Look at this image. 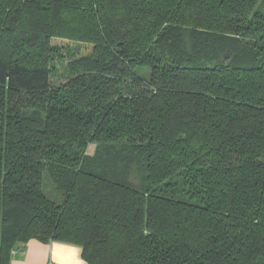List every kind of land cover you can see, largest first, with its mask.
I'll use <instances>...</instances> for the list:
<instances>
[{
    "label": "trees",
    "instance_id": "1",
    "mask_svg": "<svg viewBox=\"0 0 264 264\" xmlns=\"http://www.w3.org/2000/svg\"><path fill=\"white\" fill-rule=\"evenodd\" d=\"M34 238L264 264V0H0V264Z\"/></svg>",
    "mask_w": 264,
    "mask_h": 264
},
{
    "label": "crops",
    "instance_id": "2",
    "mask_svg": "<svg viewBox=\"0 0 264 264\" xmlns=\"http://www.w3.org/2000/svg\"><path fill=\"white\" fill-rule=\"evenodd\" d=\"M11 264H87L76 244L31 239L13 252Z\"/></svg>",
    "mask_w": 264,
    "mask_h": 264
},
{
    "label": "rangeland",
    "instance_id": "3",
    "mask_svg": "<svg viewBox=\"0 0 264 264\" xmlns=\"http://www.w3.org/2000/svg\"><path fill=\"white\" fill-rule=\"evenodd\" d=\"M91 146H92V145H91ZM93 149H94V146H92V148H90V151H92ZM94 159H95V163H96V165H97L99 168H102V161H101L100 157H97V158H94ZM89 161H90V159L87 160V162H86V164H85V167H86V168H88V166H89ZM108 164H109V163H108ZM123 167H125V166H123V165H118V166L114 167L113 169L115 170V168H116V169H117L116 171L122 169L121 172H128V171H127L125 168H123Z\"/></svg>",
    "mask_w": 264,
    "mask_h": 264
}]
</instances>
